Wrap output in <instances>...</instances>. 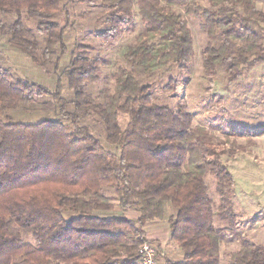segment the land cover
Here are the masks:
<instances>
[{"label":"trees","instance_id":"16d2710c","mask_svg":"<svg viewBox=\"0 0 264 264\" xmlns=\"http://www.w3.org/2000/svg\"><path fill=\"white\" fill-rule=\"evenodd\" d=\"M139 0V16L145 30L125 56L145 74L179 70L188 73L195 56L192 31L174 7L186 8L201 21L210 38L219 45L203 51L207 78L225 67L230 82L241 79L257 64L264 63V11L258 0ZM62 0H0V13L16 14L8 27L0 23V35H9L11 46L22 50L44 67L35 52L39 42L26 34L22 15L45 34L42 57L47 60L56 46L63 45L68 25L52 20L67 12ZM108 11L101 42L112 44L136 24L134 0H101ZM88 49L80 47V49ZM79 50V49H78ZM83 54L75 56L52 92L0 67V264H141L140 250L148 242L147 229L168 224L171 241L182 261L164 258L163 264H221L223 229L215 218L234 225L235 214L228 187L234 178L221 161L210 138L192 131L193 117L183 107L160 105L152 86L132 70L119 67L115 88L99 102L87 85L99 83L106 63ZM65 79V81H64ZM64 82L66 83L64 85ZM180 86L172 77L163 88L175 94ZM71 98L64 97V89ZM50 96L57 107V120L35 124L13 122L4 116L23 102ZM98 115L106 142L82 123ZM120 114L128 116L122 127ZM264 135V126L245 137ZM218 181L221 205L214 210L205 179ZM107 191L114 193L110 196ZM117 202V204H116ZM175 213L166 219L165 205ZM116 207L136 211L139 217H101ZM21 231L35 244L26 243ZM241 248L229 264H264V244L241 239Z\"/></svg>","mask_w":264,"mask_h":264},{"label":"rangeland","instance_id":"374dc122","mask_svg":"<svg viewBox=\"0 0 264 264\" xmlns=\"http://www.w3.org/2000/svg\"><path fill=\"white\" fill-rule=\"evenodd\" d=\"M138 1L134 0L136 24L133 31H126L112 44H105L100 41L99 35L106 29L108 11L103 9L101 0H62V6L68 7V15L63 11L52 16L50 20L61 25L67 24L68 29L64 35L63 45L56 46L54 53L47 60L42 57L45 34L40 33L36 22L28 19L23 13L26 34L38 40L39 50L35 55L40 62H44V67L37 65L22 50L12 47L9 42L10 36L7 34L0 35V67L12 71L16 79L31 81L53 92L70 62L75 56L83 54L84 50L86 52L84 55L100 58L106 63L104 78L99 83L87 85V91L97 101L102 102L106 92L114 90V75L119 67H124L132 70L143 83L152 86L158 104L167 105L174 110L183 107L189 112L193 117L194 135L210 138L221 153L222 163L234 178L232 187H228L226 193L229 194L233 205L235 223L231 225L218 218L214 220V226L223 229L220 245L221 264H229L231 255L241 248V239L246 238L251 242L264 244V135L245 137L248 132L255 133L264 126V63L257 64L234 82L229 81L225 67H220L217 74L207 78L204 75L203 51L209 44L219 45L222 39L220 37L210 39L202 31L200 19L186 11V8L174 7V10L187 21L193 34L195 56L188 73L181 74L176 69L167 74L163 72L145 74L141 68L133 67L125 59L130 48L137 44L139 36L145 30L139 16ZM257 4L259 9L264 11V0H258ZM200 6L209 8L211 5L208 0H201ZM16 20V14L0 13V23L8 27ZM82 46L90 50L80 49ZM172 77L176 78L180 86L175 94H168L163 88ZM64 92V97L70 99L71 92L66 87ZM47 103H53L52 97L45 96L36 98L34 102H23L18 108L8 110L4 119L10 117L13 118V122L26 124L59 119L58 108L48 107ZM119 117L121 126L125 127L128 116L120 114ZM82 123L100 138L106 149L117 153L114 146L107 144L98 115L92 113L85 117ZM205 183L213 200L214 210L217 211L221 205L218 181L214 176L208 175ZM106 193L114 196V193L107 189ZM165 210L166 219L175 213L170 204L165 205ZM99 214L104 218L119 216L128 218L119 207L112 212ZM21 234L26 243H36L27 232L21 231ZM168 238L169 240H164L163 248L155 241L145 242L155 247L156 259L161 264L164 263L165 257L182 261L180 249L171 241V235Z\"/></svg>","mask_w":264,"mask_h":264},{"label":"crops","instance_id":"0c3cea01","mask_svg":"<svg viewBox=\"0 0 264 264\" xmlns=\"http://www.w3.org/2000/svg\"><path fill=\"white\" fill-rule=\"evenodd\" d=\"M124 215H128L127 219L130 220H136L139 217V213L136 211H128V212H124ZM147 238H149L148 240H152L157 242L158 245H160L162 248L164 247V240L167 241V239L169 240V236L171 235L170 233V228L167 224H157V225H153L152 227H149L147 230ZM181 260H182V256H181Z\"/></svg>","mask_w":264,"mask_h":264},{"label":"built area","instance_id":"2783aa9c","mask_svg":"<svg viewBox=\"0 0 264 264\" xmlns=\"http://www.w3.org/2000/svg\"><path fill=\"white\" fill-rule=\"evenodd\" d=\"M155 247L150 243H144L140 250V263L141 264H161L156 259Z\"/></svg>","mask_w":264,"mask_h":264}]
</instances>
